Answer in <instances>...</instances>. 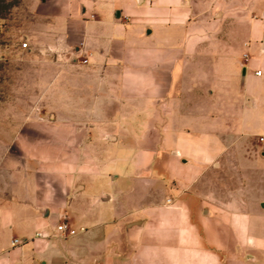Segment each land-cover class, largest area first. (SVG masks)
Segmentation results:
<instances>
[{
	"label": "crops",
	"instance_id": "obj_1",
	"mask_svg": "<svg viewBox=\"0 0 264 264\" xmlns=\"http://www.w3.org/2000/svg\"><path fill=\"white\" fill-rule=\"evenodd\" d=\"M27 2L55 111L3 152L0 264H264V0Z\"/></svg>",
	"mask_w": 264,
	"mask_h": 264
},
{
	"label": "rangeland",
	"instance_id": "obj_2",
	"mask_svg": "<svg viewBox=\"0 0 264 264\" xmlns=\"http://www.w3.org/2000/svg\"><path fill=\"white\" fill-rule=\"evenodd\" d=\"M27 3V0H0V165L3 152L17 132L33 127V121L41 122V117L51 120L55 111L50 105L53 53L49 48L41 49L40 44L34 42L39 31L33 26V14ZM25 35L32 38V44L22 48ZM67 65L72 70L69 76L59 81L61 84L74 83L77 76L81 78L79 66H72L70 62ZM216 72L217 75L212 76L203 74L201 80L227 89L231 84L230 65L222 64ZM58 95L63 96L64 93ZM260 132V128H255L251 137L258 138ZM215 176L224 178L220 172ZM177 184L175 181L174 185Z\"/></svg>",
	"mask_w": 264,
	"mask_h": 264
},
{
	"label": "built area",
	"instance_id": "obj_3",
	"mask_svg": "<svg viewBox=\"0 0 264 264\" xmlns=\"http://www.w3.org/2000/svg\"><path fill=\"white\" fill-rule=\"evenodd\" d=\"M21 46H22V48H27L28 43L26 41H24ZM245 58H247V55H245ZM82 62H87V59L83 58ZM262 140H263V138H262ZM57 230L64 235H71V234H74L76 232V230L74 228H72L70 222L66 218H63L60 221V223L57 225ZM38 235L42 236L44 234L40 232V233H38ZM20 242H21L20 239L16 238L14 240V244H19Z\"/></svg>",
	"mask_w": 264,
	"mask_h": 264
},
{
	"label": "water",
	"instance_id": "obj_4",
	"mask_svg": "<svg viewBox=\"0 0 264 264\" xmlns=\"http://www.w3.org/2000/svg\"><path fill=\"white\" fill-rule=\"evenodd\" d=\"M136 227L140 228L141 227V222H139L138 224H136Z\"/></svg>",
	"mask_w": 264,
	"mask_h": 264
}]
</instances>
